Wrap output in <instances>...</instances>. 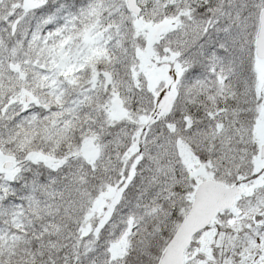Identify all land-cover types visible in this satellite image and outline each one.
<instances>
[{
    "label": "snow or ice",
    "instance_id": "6c2138e0",
    "mask_svg": "<svg viewBox=\"0 0 264 264\" xmlns=\"http://www.w3.org/2000/svg\"><path fill=\"white\" fill-rule=\"evenodd\" d=\"M0 264H264V0H0Z\"/></svg>",
    "mask_w": 264,
    "mask_h": 264
}]
</instances>
